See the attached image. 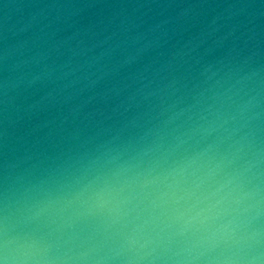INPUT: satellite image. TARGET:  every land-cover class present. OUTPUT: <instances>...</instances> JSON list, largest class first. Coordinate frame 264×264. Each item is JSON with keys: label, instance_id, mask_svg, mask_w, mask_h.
I'll use <instances>...</instances> for the list:
<instances>
[{"label": "clouds", "instance_id": "1", "mask_svg": "<svg viewBox=\"0 0 264 264\" xmlns=\"http://www.w3.org/2000/svg\"><path fill=\"white\" fill-rule=\"evenodd\" d=\"M0 264H264V0H0Z\"/></svg>", "mask_w": 264, "mask_h": 264}]
</instances>
